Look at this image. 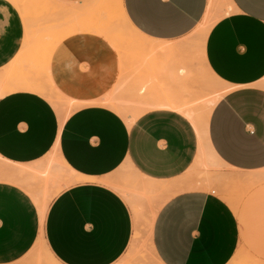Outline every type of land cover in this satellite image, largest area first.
Wrapping results in <instances>:
<instances>
[{
    "label": "crops",
    "instance_id": "1",
    "mask_svg": "<svg viewBox=\"0 0 264 264\" xmlns=\"http://www.w3.org/2000/svg\"><path fill=\"white\" fill-rule=\"evenodd\" d=\"M208 1L123 0V8L141 34L173 41L202 22ZM228 1L230 12L213 23L205 39L209 69L229 86L211 110L206 137L224 164L262 171L264 0ZM22 38L19 14L0 0V70L16 55ZM49 71L62 94L86 103L60 125L53 105L36 93L18 90L1 96L0 157L38 166L56 147L62 161L86 179L56 193L43 216L27 191L0 181V264L21 258L40 235L60 264H113L132 241L134 218L110 180L119 179L128 167L139 179L166 184L168 190L157 194L177 188L197 157L198 135L190 120L173 109L151 108L128 124L115 110L88 103L110 93L120 77L116 51L99 36L77 33L63 39L52 52ZM46 76L34 77L46 82ZM239 240V222L229 205L198 189L170 195L157 210L151 231L163 264H226Z\"/></svg>",
    "mask_w": 264,
    "mask_h": 264
},
{
    "label": "rangeland",
    "instance_id": "2",
    "mask_svg": "<svg viewBox=\"0 0 264 264\" xmlns=\"http://www.w3.org/2000/svg\"><path fill=\"white\" fill-rule=\"evenodd\" d=\"M116 1L117 0H111L110 2V0H107L106 3L104 2L107 5L105 7L104 3L101 5V0H82V4L85 2L83 6L86 5L85 9H83L81 2L77 1H73L75 3H70L63 0H17V2L13 0V5L16 6V11L23 25L22 46H20L18 51V59L12 62V64L9 63V66L7 65L8 71L4 67L1 69L2 71H0V73L2 72L3 75L7 74L10 77L16 78L26 76L35 78L34 76L37 74L48 75L49 77L46 76V86L49 85L47 88L52 90L51 92L54 94L60 95L61 97H58L61 102L66 99L68 100L70 98L57 89L51 78L49 71L51 55L55 47L66 37L77 33H89L99 36L108 42L118 55L120 77L110 93L119 95L121 89L129 87L133 90L131 91L133 94H128V100H120L126 107L141 112L151 108H157V94H152L150 91L146 94H139V89L142 90L144 85L154 89L156 86L162 83L164 84L166 82V69L163 68L164 66H162V64L159 63V59L156 58H144L142 56V60L145 63H137L141 52L128 42H139V40L131 34L132 32L129 28L127 29L119 13L118 15L114 12V14L110 13L111 9L109 7L113 2L111 8H114ZM87 2L95 5L89 9L90 4ZM98 3H100L99 7L97 6L99 5ZM217 5L219 8L216 7V11L230 12L231 7H229L227 0H217ZM94 9L96 12H94ZM92 10H94L93 13ZM104 12H107V14ZM197 28L198 26L189 35L177 39L176 42L185 43L184 48L176 50L175 53H177V55L169 56V58L166 59V67L168 69L176 71L184 66L189 71L194 69L195 74L198 76V79H194V76L192 77L194 82L197 80L196 83L198 87H194L196 84L192 82V78L190 79L192 80L191 82L195 84L191 83L193 86L192 91L197 93L174 94L185 101H191L195 96H202L204 93L201 80L205 75V67L203 65L201 49L198 48L201 37H199ZM140 41L143 42V40ZM136 56H138V59L135 60ZM142 64H144L145 67ZM205 99L206 98H202L201 100L204 101ZM200 106L201 104L199 107ZM52 158L53 156L50 153L41 164H46ZM207 159L208 166H204L200 163L197 156L194 164L189 167L187 172L177 182V188L172 185L171 191L167 193L142 194L135 191L136 196L133 197L134 201L132 200L135 203L132 201L129 202L121 193L131 208L134 218V232L129 247L122 257L113 264H163L155 254L151 242L152 225L157 210L175 191L189 190V188L190 190L196 189L194 185L197 182H207L208 185L199 188V190L212 192L219 196L229 205L238 219L240 226L239 244L234 255L226 264H245V262L252 264V260L256 261L255 264H257V262L258 264H264V178L258 180L256 179L257 176L253 175L255 173L251 171H247L250 173L249 175L245 171H240L239 173L238 170H233V168L227 165L217 163L212 158ZM52 165L59 174L66 173L61 168L56 158H54ZM222 175L238 176L243 179L246 177L247 181L245 182H250L253 179L254 181L250 182L251 184H248V182L246 185L245 182H243L244 185L238 182V185L225 184L223 186V183L219 180ZM139 180L136 174L127 167L126 172L122 174L119 179L110 180V182L126 188L129 185L130 187L134 186ZM35 183V185H38V181ZM61 186L62 182L59 178L53 180L52 177H50L48 184L46 186H41L40 190L44 193L46 201L49 202L57 193L56 189L58 190ZM184 186L189 188L185 187L184 189ZM64 188L60 189V191ZM27 252L21 258L14 261L13 264L19 263V260L24 261L26 258H29ZM40 261L42 264H52L42 251L40 253ZM34 263L35 261L30 264Z\"/></svg>",
    "mask_w": 264,
    "mask_h": 264
},
{
    "label": "bare ground",
    "instance_id": "3",
    "mask_svg": "<svg viewBox=\"0 0 264 264\" xmlns=\"http://www.w3.org/2000/svg\"><path fill=\"white\" fill-rule=\"evenodd\" d=\"M6 1L9 2L16 10V6L13 5V0H6ZM95 1H97V0H95ZM15 2H17V0H15ZM79 2H81V1H79ZM101 2L100 3L102 5L104 2L106 3L107 0L106 1L101 0ZM110 2H111V0H110ZM110 2H108V3H110ZM227 2L229 5L228 0H227ZM87 3L90 4V6H89L90 8L88 7L89 9H91V7L95 5V4L92 5L90 2H87ZM93 3H96V2H93ZM100 3H98L99 4V5H97L98 7L100 6ZM112 3H111V5H113ZM81 4H82V2H81ZM84 4H85V2L81 5L83 7V9H85V6H86V5L83 6ZM111 5L109 7L111 9L110 13H112V14L115 13L117 15L119 13V16H121L120 18H122L127 29L129 28V30L132 32L131 34L134 35V37L137 38V40H139V42H128L135 49H137L138 51L141 52L139 57L138 56L135 57V60L139 58V61H137V63L138 62L145 63L142 60L143 59L142 56L144 58H146V57L156 58V59H159V63H161L162 66H164L163 68L166 69L165 70L166 82L164 84L162 83V84L156 86L157 87V88L155 87L156 89L155 88L151 89L152 87L150 88V87H147V85L146 86L144 85V88L142 90L139 89V94H146L149 91L152 94H157V97H156L157 108L164 107V108L173 109V110L183 114L186 118H188L190 120V122L193 124V126L197 132V135H198L199 150H198L197 156H198V159L202 165L208 166V159L207 158H212L217 163L226 165L217 157V155L214 153V151L210 147V145L207 141L206 134H207L208 119H209L211 110H212L214 104L217 102V100H219L224 95V93L229 89V86H227L224 82H222L219 78H217L214 75V73L211 72V70L209 69V67L206 63V60H205L204 48H205V39H206V36H207V33H208L210 27L213 25V23L215 21H217L220 17L224 16V14H227V13L226 12H220V10L216 11L217 8H219V7H217L218 6L217 0H209L208 1V7H207V11L205 13V16L197 28L198 29L197 31L199 32V37H201V40L198 44L199 47L198 46L197 47L201 49V54H202V58H203V65L205 67V71H204L205 75H204V78H202V80H201V84H202L203 89H204L203 94H206V95H203L202 93H200V94H202V96L201 95L197 96V97L195 96L194 99L190 98V99H192L191 101H189V100L185 101L181 97L176 96L174 94H195V93H197V92L194 93L192 91V87H193L192 84L195 83L196 86H194V87H198L197 83H196L197 80L194 82V79H198L197 78L198 76L195 74V71L192 68H191L192 70L190 69L191 71H189L184 66H182V68L175 71V70L168 69L166 67V61H167L166 59L169 58V56H173L175 54L177 55V53H175V51L184 48L185 43L184 42L178 43V42H176V40L175 41H159V40H155V39L149 38V37L141 34L139 31H137L129 23V21L126 17L124 8H123V0H117L114 8H111ZM87 6H88V4H87ZM104 6L106 7L107 5L105 4ZM100 9H101V7H100ZM94 10H92V13ZM94 12H96V10ZM98 13H100V12H98ZM104 13L107 14V12H104ZM140 40H143V42H141ZM133 41H135V40H133ZM20 46H22V45H20ZM18 51L19 50H17V52L15 53L16 55H14L13 59L9 63L12 64V62H15L18 59ZM130 62H132V61H130ZM9 63L7 64L8 66H9ZM7 65L5 66V69L8 71ZM142 65L145 67L144 64H142ZM0 71H2V70H0ZM193 76L195 77L194 79L192 78ZM191 78L193 81L190 80ZM191 81L194 83H192ZM172 84L176 88L170 87ZM47 86H49V85H47ZM47 86H46V82L39 81L33 77H27L26 76V77L16 78V77H10L7 74L3 75L2 72L0 73V97L7 94V93L18 91V90L36 93V94L44 97L45 99H47L53 105V107L55 108V110L58 114L60 125H62V123L64 122L66 117L75 108L79 107L80 105L82 106L83 104L86 103L85 101L79 102V101H76V100L71 99V98L68 100L66 99L67 101L65 100V101L61 102L59 100V97H61V96L56 95L53 92H51L52 90H49L47 88ZM263 86H264V84H263ZM174 88L176 89L175 92H174ZM200 88L202 90L201 85H200ZM131 91H133L131 88L125 87V88L121 89V92L119 93V95H115V94L107 92V93H104L105 96L103 98L98 99V100H94V101H91L88 103H94V104H100V105L107 106V107L115 110L128 124H131L140 114L143 113V111L141 112V111H137L135 109L126 107L125 104L120 102V100H122V99L128 100V98H129L128 94H133ZM170 92H173L174 94L173 93L171 94ZM56 93H58V92H56ZM202 98H206V99L203 101V100H201ZM200 104H201V106L199 107ZM50 153L52 154L53 158L51 160H49L46 164H39L38 166H30V165H26V164H12V163H9V162L3 160L0 157V181H7V182L15 183V184L19 185L20 187H22L25 191H27V193H29V195L36 202L41 216H43L48 202L46 201L44 193L41 192L40 187L46 186L48 184V182L50 181V177H52L53 180L59 178V180L62 182V186L58 190L56 189L57 193L60 191V189H62L63 187H65L69 184H72V183L77 182V181L79 182V180H82V179H86V178L82 177L81 175H77V173H75L73 170H71L62 161V159L57 155L56 147H54ZM54 158H56V160L59 162L61 168L66 173L59 174V172H57L54 169V166L52 165ZM233 170H235V169H233ZM249 172H246V173H248V175H249L250 174ZM134 173L136 174L137 177H140V176H138L139 175L138 173H136V172H134ZM239 173H240V171H239ZM252 173H255L253 175L257 176L256 179H258V180L260 178H262V179L264 178V170H262V171L260 170V171H256V172L252 171ZM253 175H251V176H253ZM144 178L145 177L141 176L138 183L137 184L134 183L135 185L131 186L132 188L130 187V185L129 186L127 185L129 188L128 187L125 188V187H121L118 184H115L112 182H109V183L112 186H114L119 192H121L128 199L129 202L133 200L134 196H136L135 191H138L142 194H156V193H161L162 191L168 190L167 187L165 186L166 184L163 186V185H161V183L157 182L160 184V186H159V185H156L157 183L155 180H152V181H154L152 183V182H150L151 179H150V181H148V180H145L146 178L145 179ZM246 179H247L246 177L243 179V178L238 177V176L222 175V176H220L219 180H220V182L223 183V186H224L225 184L238 185V182L243 183V182L247 181ZM36 181H38V185H35ZM252 181H254V179ZM252 181H250V182H252ZM257 181H255V182H257ZM248 182H245V185ZM250 182L248 184H251ZM207 185H208L207 182H205V183L197 182L194 185V188H196V189L198 188V190H199V188H202V187L207 186ZM243 185H244V183H243ZM123 186H126V185H123ZM185 187L189 188L187 186H184V189H185ZM189 190H190V188H189ZM133 203H135V202H133ZM133 213H135V212H133ZM137 213H136V215H137ZM136 219H137V217H136ZM150 225H152V224H150ZM41 251H42V253H44L46 255V257L48 258V260L52 264H60L48 252V250L44 244V240H43L41 235L39 236L37 241L34 243L32 248L27 252V254H29V258H26V260H24V261L19 260L20 262L17 264H30L34 261L36 264H42L40 261ZM252 262H253L252 264H255L256 261L252 260ZM13 263H10V264H13ZM245 264H248V262L247 263L245 262ZM257 264H258V262H257ZM259 264H263V263H259Z\"/></svg>",
    "mask_w": 264,
    "mask_h": 264
}]
</instances>
